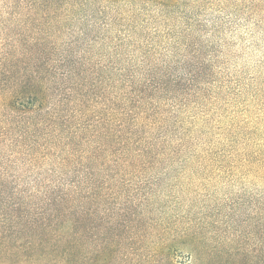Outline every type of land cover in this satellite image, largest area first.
<instances>
[{
    "label": "rangeland",
    "instance_id": "rangeland-1",
    "mask_svg": "<svg viewBox=\"0 0 264 264\" xmlns=\"http://www.w3.org/2000/svg\"><path fill=\"white\" fill-rule=\"evenodd\" d=\"M75 2L77 14L59 28L64 10L56 0H0V264H61L37 244L35 200L53 181L73 177V169L61 174L56 155L38 158L20 135L22 116L6 106L11 83L45 69L56 97L71 62L84 63L81 80L92 85L106 68L134 75L148 53L186 81L164 127L181 115L193 141L156 163L158 172L123 177L127 219L148 234L147 251L122 259L132 235L121 226L124 249L109 263L91 251L90 264H215L214 251L223 252L221 264H264V0ZM105 201L97 207L104 215L116 206ZM182 235L196 240L180 244ZM113 239L111 230L92 235L88 247Z\"/></svg>",
    "mask_w": 264,
    "mask_h": 264
},
{
    "label": "trees",
    "instance_id": "trees-1",
    "mask_svg": "<svg viewBox=\"0 0 264 264\" xmlns=\"http://www.w3.org/2000/svg\"><path fill=\"white\" fill-rule=\"evenodd\" d=\"M77 3L75 0H56L58 8L64 10L63 14L57 15L59 28L77 14ZM147 55L151 56L150 53ZM148 56L144 57L143 66L137 73L131 71L139 81L124 70L114 72L113 68H106L102 77L91 78V85L81 80V75L85 79L88 74L80 61L79 65L71 62L64 67L68 69H63L59 76L63 81L56 97L49 94L45 69L34 78L14 79L10 85L12 94L7 98L6 106L10 107L11 114L22 116L25 127H20L19 131L29 140L27 145L40 159L46 160L53 155L60 158L57 168L61 174L73 169L71 180L64 178V184L61 179L53 181V187L35 200L39 219L33 226L36 231L40 230L36 234L37 244L43 254L51 253L54 260L58 258L57 263L90 264L91 251H95L103 263H109L116 251L124 249L123 239L117 233L121 226L132 235L130 253L122 259L135 254L138 249L147 251L150 247L148 234L139 233L127 219L131 211L125 208L130 202L122 195L125 190L124 183L121 184L123 177L147 170L158 172L156 163L163 157L171 158L178 151H185L188 145L190 149L193 140L186 127L191 122L183 121L181 115L172 116L173 122L164 127L165 121L174 114L170 110L175 109L177 97L174 93L180 90L177 86L186 81L184 78L172 79L169 64L158 63ZM143 70L145 72L141 74ZM73 77V85H63ZM50 96L57 102L50 104ZM161 120L164 122L160 123ZM74 164L75 168L72 167ZM97 199L99 202L94 204ZM104 199L102 205L110 201L116 203L105 215L97 210ZM18 204L25 205L24 201ZM108 230L115 239L89 249L87 239L92 235L103 238ZM46 237L52 239L51 246ZM177 240L185 244L196 238L182 235ZM210 257L215 264H221L223 252L214 251ZM237 262L243 264V260ZM118 264L125 263L119 260Z\"/></svg>",
    "mask_w": 264,
    "mask_h": 264
}]
</instances>
